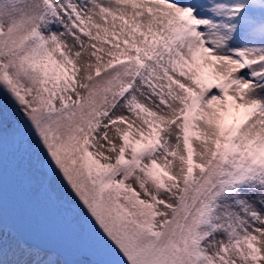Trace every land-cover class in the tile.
I'll list each match as a JSON object with an SVG mask.
<instances>
[{
	"label": "snow or ice",
	"instance_id": "6c2138e0",
	"mask_svg": "<svg viewBox=\"0 0 264 264\" xmlns=\"http://www.w3.org/2000/svg\"><path fill=\"white\" fill-rule=\"evenodd\" d=\"M0 264H264V0H0Z\"/></svg>",
	"mask_w": 264,
	"mask_h": 264
},
{
	"label": "rangeland",
	"instance_id": "374dc122",
	"mask_svg": "<svg viewBox=\"0 0 264 264\" xmlns=\"http://www.w3.org/2000/svg\"><path fill=\"white\" fill-rule=\"evenodd\" d=\"M10 151L5 153L6 182L5 205L6 219L9 227L20 228L30 224L34 229L42 232L48 243L61 249H73L85 243L86 238L75 227L71 218L64 212L52 206H42L38 210L29 213L24 204V193L16 177Z\"/></svg>",
	"mask_w": 264,
	"mask_h": 264
}]
</instances>
